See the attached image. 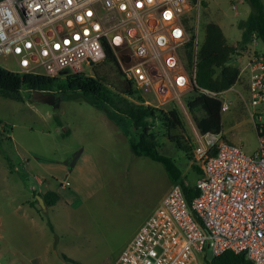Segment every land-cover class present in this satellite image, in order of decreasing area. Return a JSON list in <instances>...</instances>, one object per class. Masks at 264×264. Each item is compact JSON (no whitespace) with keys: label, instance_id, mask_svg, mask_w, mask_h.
<instances>
[{"label":"built area","instance_id":"obj_1","mask_svg":"<svg viewBox=\"0 0 264 264\" xmlns=\"http://www.w3.org/2000/svg\"><path fill=\"white\" fill-rule=\"evenodd\" d=\"M200 3L0 0V55L14 60L13 71L58 76L102 61L109 46L122 76L140 90L145 103L164 106L173 101L184 108V97L199 88L197 32L191 39L186 20ZM251 36L248 45L257 43V35ZM244 70L254 116L256 105L264 101V50L252 49ZM229 105L221 98L220 111ZM193 158L201 168L193 182L197 194L188 202L180 184H171L114 264H199L226 250L243 253L246 264H264L262 123L251 152L219 133L196 132Z\"/></svg>","mask_w":264,"mask_h":264},{"label":"rangeland","instance_id":"obj_2","mask_svg":"<svg viewBox=\"0 0 264 264\" xmlns=\"http://www.w3.org/2000/svg\"><path fill=\"white\" fill-rule=\"evenodd\" d=\"M250 9L247 0H201L190 10L186 26L197 32L200 42L205 23L215 22L226 41L236 44L241 35L237 21ZM263 47L257 38V48ZM250 48L232 54L230 63H245ZM0 66L16 67L3 55ZM83 72L101 77L120 94V101L124 99L115 67L98 63ZM247 83L242 74L236 84L245 99ZM236 90L220 95L231 101L221 113L223 129L232 142L251 152L257 146V131L248 102ZM52 92L57 102H35L28 90H22V100L0 96V264H114L172 183L160 162L132 154L127 137L104 110L81 93L59 88ZM145 96L155 103L154 97ZM255 108L253 118L263 124L264 101ZM180 110L185 128L176 134L181 143L194 145L193 115L185 106ZM160 141L159 151L172 156L186 183H192V159L167 137ZM36 177L46 178V184L38 185ZM46 189L57 191L63 201L41 208L35 195Z\"/></svg>","mask_w":264,"mask_h":264},{"label":"trees","instance_id":"obj_3","mask_svg":"<svg viewBox=\"0 0 264 264\" xmlns=\"http://www.w3.org/2000/svg\"><path fill=\"white\" fill-rule=\"evenodd\" d=\"M247 1L251 9L245 18L237 21L241 35L236 44L226 41L217 23H205L203 38L200 42L198 41L197 48L196 83L199 88L218 92L233 85L238 78L239 68L230 63L232 54L245 48L251 42L253 33L264 43L263 2L262 0ZM187 29L191 31L192 39L193 29L190 26H187ZM105 53V58L98 63L110 64L120 72L122 79L118 85L124 97L122 101H120L122 98L119 97L120 94L110 89L101 77L85 75L83 71H68L63 77H59L42 73H19L2 66H0V96L22 100V90L52 91L54 88L81 93L90 103L104 110L106 116L121 128L122 133L128 139L133 155L146 156L160 162L170 182L180 184L186 200L191 202L197 194L193 182L186 183L185 175L173 157L159 151L161 137L165 136L173 141L178 149L185 152L187 158L192 159L197 174L201 172L200 166L193 160L194 145L188 141L181 143L176 134L178 130L185 128L180 108L173 101L169 102L167 107L145 103L140 90L122 76L115 51L106 46ZM187 55L189 57V51ZM199 88L196 87L184 97L187 111L193 115L195 127L199 132L219 133L221 130V99ZM196 112H199V115H196ZM262 125L264 127V123ZM258 126L259 124L256 123V127ZM40 195L46 207L53 205L60 197L58 192L52 190H47ZM34 201L36 202V199ZM48 225L53 230L49 221ZM64 257L68 259L67 256ZM204 263L246 264L247 259L243 253L226 250L219 255L205 257Z\"/></svg>","mask_w":264,"mask_h":264},{"label":"crops","instance_id":"obj_4","mask_svg":"<svg viewBox=\"0 0 264 264\" xmlns=\"http://www.w3.org/2000/svg\"><path fill=\"white\" fill-rule=\"evenodd\" d=\"M234 7V6H233ZM264 44V43H263ZM250 46L252 47V48H250V50L248 51V53L246 54V59H247V56H248V54H249V52L252 50V49H256V50H260V51H263L264 50V47L263 48H257V43L256 44H250ZM241 56V55H240ZM246 59H245V61H246ZM238 61H239V59H238ZM237 61V62H238ZM235 64V63H234ZM244 64L245 63H243V64H241V63H237V64H235L238 68H239V72H238V78H237V80H236V82L233 84V85H231L230 87H228L227 89H224V90H221V91H218L217 92V96L221 99V96L220 95H222V94H224L225 95V93L227 92V91H229V90H236V87H238V86H236V84H237V82H238V80H239V78H240V76L243 74V76H246L247 77V71L246 70H244ZM245 74V75H244ZM237 92H238V94H239V96L240 97H242L243 98V100H246L247 102H248V97H249V92H248V97L245 99V97H244V94H243V92H242V88H240V90H236ZM247 91H248V87H247ZM226 99H228L227 97H225ZM229 100V99H228ZM230 101V100H229ZM231 102V101H230ZM248 105H249V103H248ZM249 111H250V114H251V106L249 105ZM229 109V108H228ZM257 109V108H256ZM226 111V110H225ZM257 111H263V108L262 109H258ZM223 111H220V118H221V130H220V132H219V135L221 136V138L223 139V140H225V141H228V142H232L231 140H230V138H228L227 136H225V132H224V129H223V124H222V117H221V113H222ZM252 117V120H253V122H254V125H255V129H256V131H257V127H256V123H258L253 117V115H251ZM258 118H259V116H258ZM258 124H260V123H258ZM196 132H198V130L195 128V131H194V134L196 135ZM234 143V142H233ZM256 147V146H255ZM255 147H254V149H255ZM253 149V150H254ZM252 150V151H253ZM194 160V159H193ZM73 161L74 160H72L71 162H69V164H70V166L71 167H73ZM195 163V162H194ZM196 164V163H195ZM194 171H195V176L193 177V182H194V180H195V178L197 177V172H196V170L194 169ZM45 180H46V178H44V177H36L35 178V181H36V183L38 184V185H44V184H46V182H45ZM65 182H67L68 183V181H64V184H65ZM47 190H50V189H46V190H44L43 192H45V191H47ZM52 191H55V190H52ZM43 192H40V193H43ZM57 192V191H56ZM167 192V191H166ZM165 192V193H166ZM164 193V194H165ZM163 194V195H164ZM58 201H63L62 200V198H61V196L59 197V199L53 204V205H55ZM65 203V205H67V202L65 201L64 202ZM53 205H51V206H53ZM47 207H50V206H47ZM46 207V208H47ZM52 226H53V224H52ZM204 260V259H203Z\"/></svg>","mask_w":264,"mask_h":264},{"label":"water","instance_id":"obj_5","mask_svg":"<svg viewBox=\"0 0 264 264\" xmlns=\"http://www.w3.org/2000/svg\"><path fill=\"white\" fill-rule=\"evenodd\" d=\"M31 99L35 102L54 103V102H57L59 100V97H56L54 99L53 93H51L49 91L33 90V91H31ZM35 199L41 208H43V209L46 208L45 203H44V199L40 195V193L35 195Z\"/></svg>","mask_w":264,"mask_h":264},{"label":"flooded vegetation","instance_id":"obj_6","mask_svg":"<svg viewBox=\"0 0 264 264\" xmlns=\"http://www.w3.org/2000/svg\"><path fill=\"white\" fill-rule=\"evenodd\" d=\"M52 91H53V90H52ZM52 91H49V92L53 93ZM53 95H54V99H55L57 96H56V94H54V93H53Z\"/></svg>","mask_w":264,"mask_h":264},{"label":"snow or ice","instance_id":"obj_7","mask_svg":"<svg viewBox=\"0 0 264 264\" xmlns=\"http://www.w3.org/2000/svg\"><path fill=\"white\" fill-rule=\"evenodd\" d=\"M176 34L179 35V32H177Z\"/></svg>","mask_w":264,"mask_h":264}]
</instances>
